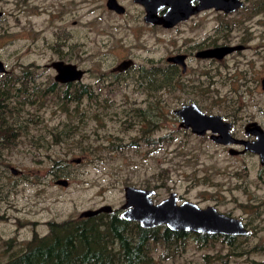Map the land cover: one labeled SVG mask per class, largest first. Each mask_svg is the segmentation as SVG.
Instances as JSON below:
<instances>
[{"label": "rangeland", "instance_id": "obj_1", "mask_svg": "<svg viewBox=\"0 0 264 264\" xmlns=\"http://www.w3.org/2000/svg\"><path fill=\"white\" fill-rule=\"evenodd\" d=\"M115 1L122 12L105 0H0V264H264V165L173 113L193 102L236 138L247 122L264 130V0L201 10L175 28ZM218 45L244 47L188 55L184 73L165 61ZM57 60L81 77L55 80ZM125 186L152 190L153 202L174 192L213 206L246 233L142 228L120 217ZM101 205L110 211L78 216Z\"/></svg>", "mask_w": 264, "mask_h": 264}, {"label": "water", "instance_id": "obj_2", "mask_svg": "<svg viewBox=\"0 0 264 264\" xmlns=\"http://www.w3.org/2000/svg\"><path fill=\"white\" fill-rule=\"evenodd\" d=\"M144 9V20L149 23L169 28L178 21L201 10L215 9L223 12L234 11L240 7L239 0H133ZM105 7L115 12H122V7L115 0H105ZM163 9L161 14L158 11ZM1 16V11H0ZM240 45H218L200 49L196 56L200 58L221 59L224 55ZM184 55L176 54L167 58L168 61L182 63ZM129 60L120 62L117 69L127 66ZM50 66L55 70V80L60 82L74 81L81 77L82 71L74 64L61 60L51 62ZM3 70L0 61V72ZM260 87L264 88V79L260 81ZM179 117L180 126L189 128L198 136L209 132L210 139L220 145H242V151L250 150L259 155L260 163L264 162V130L254 121L244 126L245 134H252L254 139L249 141L244 138H236L230 133V123L223 120L220 115L206 114L195 103H184L173 111ZM228 153L237 154L234 148H228ZM75 162L78 159H74ZM56 184L65 185V180H56ZM152 190L125 186L123 190V203L120 205V217L126 221L137 222L142 228H152L164 225L172 231H191L207 234L240 235L246 230L240 220L218 212L213 206L200 207L190 201L177 202L174 192L168 194L158 202L151 199ZM110 206L101 205L94 209H85L79 213V217H91L100 212H109Z\"/></svg>", "mask_w": 264, "mask_h": 264}, {"label": "flooded vegetation", "instance_id": "obj_3", "mask_svg": "<svg viewBox=\"0 0 264 264\" xmlns=\"http://www.w3.org/2000/svg\"><path fill=\"white\" fill-rule=\"evenodd\" d=\"M160 11V10H159ZM158 11V14H161L162 12H163V10L161 11V12H159ZM199 12V11H198ZM193 15V14H192ZM191 16V15H190ZM190 16H188L186 19H183V20H181V21H178L177 23H175L174 25H172L171 27H169V28H175L178 24H180V23H182L183 21H186L187 19H189L190 18ZM142 20L146 23V21L144 20V14H143V16H142ZM150 24V23H149ZM157 26H159V25H157ZM161 26V25H160ZM162 27V26H161ZM242 47H244V46H242ZM200 49H202V48H198V49H195L193 52H192V54L191 53H180V52H175L174 54H172V55H170V56H173V55H176V54H181V55H184V57H183V59H182V63H175V62H172V61H168L167 60V58L168 57H170V56H167L166 58H165V61H166V63H168L169 65H172V66H176L178 69H179V71L181 72V73H184L185 71H186V68H185V66H184V63H185V61H186V59H187V56L188 55H193V57L194 58H196V59H200L199 57L197 58V56L195 55L196 54V52L198 51V50H200ZM229 54V53H228ZM228 54H226V55H228ZM226 55H224L222 58H224ZM125 60H128V59H125ZM125 60H121L120 62H122V61H125ZM120 62H118L116 65H115V70H118L119 71V69H117V65L120 63ZM131 61H129L128 63H127V65L130 63ZM125 67V66H124ZM123 68V67H122ZM262 79H264V77H262V78H260V81L262 80ZM259 81V82H260ZM248 123V122H247ZM246 123V124H247ZM245 124V125H246ZM244 125V126H245ZM244 126H243V133H244ZM230 128H231V126H230ZM231 133V132H230ZM232 135V134H231ZM244 135H246L247 136V140H249V141H252L253 139H254V136L252 135V134H245L244 133ZM233 146V145H232ZM240 147H241V149H239V150H237L238 151V153L236 154V155H239V154H243L244 152H250V153H253V154H255L257 157H258V159L260 160V158H259V155H258V153H256V152H252V151H250V150H244V151H242V148H243V146L240 144L239 145ZM229 148H232L231 146L229 147ZM261 165L263 166L264 165V162H262L261 163Z\"/></svg>", "mask_w": 264, "mask_h": 264}, {"label": "trees", "instance_id": "obj_4", "mask_svg": "<svg viewBox=\"0 0 264 264\" xmlns=\"http://www.w3.org/2000/svg\"><path fill=\"white\" fill-rule=\"evenodd\" d=\"M75 225L76 223H74V221H68L63 224V226H66L68 229H70L69 232H76L79 229V226ZM63 234L65 235L66 232H64Z\"/></svg>", "mask_w": 264, "mask_h": 264}, {"label": "bare ground", "instance_id": "obj_5", "mask_svg": "<svg viewBox=\"0 0 264 264\" xmlns=\"http://www.w3.org/2000/svg\"><path fill=\"white\" fill-rule=\"evenodd\" d=\"M208 132V131H207ZM206 133V132H205ZM226 146H232V145H226Z\"/></svg>", "mask_w": 264, "mask_h": 264}]
</instances>
